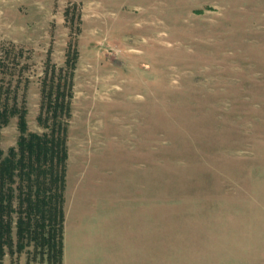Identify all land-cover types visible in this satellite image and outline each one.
Instances as JSON below:
<instances>
[{
  "label": "rangeland",
  "instance_id": "374dc122",
  "mask_svg": "<svg viewBox=\"0 0 264 264\" xmlns=\"http://www.w3.org/2000/svg\"><path fill=\"white\" fill-rule=\"evenodd\" d=\"M0 89L39 133L66 94L63 264H264V0H0ZM16 242L0 264H54Z\"/></svg>",
  "mask_w": 264,
  "mask_h": 264
},
{
  "label": "trees",
  "instance_id": "16d2710c",
  "mask_svg": "<svg viewBox=\"0 0 264 264\" xmlns=\"http://www.w3.org/2000/svg\"><path fill=\"white\" fill-rule=\"evenodd\" d=\"M50 82L53 85L55 80ZM56 87L60 88V81ZM43 92V110L46 106L48 112L45 117L41 112L39 121L45 118L48 130L39 133L29 130L26 108L2 101L0 89V256L5 255L6 247L14 252L15 241L16 250L22 251L33 240L36 246L48 244L54 264H63L68 150L67 128L58 113L68 105L64 91ZM13 116L18 117L20 133L16 145L5 152L1 130Z\"/></svg>",
  "mask_w": 264,
  "mask_h": 264
},
{
  "label": "crops",
  "instance_id": "0c3cea01",
  "mask_svg": "<svg viewBox=\"0 0 264 264\" xmlns=\"http://www.w3.org/2000/svg\"><path fill=\"white\" fill-rule=\"evenodd\" d=\"M85 199H84V203L82 200V211L81 209H79L80 206L77 207L76 212H74L73 210L70 213V217H69V221H95V216L98 214L100 216V214L102 212H98L96 206H95V200H93L92 198V194L89 195H85ZM105 207V206H103ZM103 211V210H102ZM103 219L105 220H100V221H109V213L107 210V207L105 208V210L103 211ZM144 214L143 211H141V215L139 212H137V216L136 217H132V216H128L127 214V209H126V203L121 202L120 205H118V209L116 212V221H144ZM101 217V216H100ZM92 224H89L87 222L83 223V225L81 223H78L76 225L75 228V233H76V239L78 241L79 244L84 243L85 245L89 244L88 242L90 241L89 239V234L92 232V228H91ZM81 235H83L84 237H81ZM63 242H64V237H63ZM63 256H64V248H63Z\"/></svg>",
  "mask_w": 264,
  "mask_h": 264
}]
</instances>
